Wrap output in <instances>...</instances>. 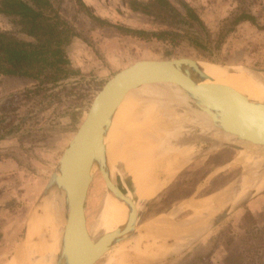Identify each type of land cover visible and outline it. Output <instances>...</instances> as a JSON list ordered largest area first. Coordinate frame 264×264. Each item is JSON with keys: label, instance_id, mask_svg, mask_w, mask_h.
I'll use <instances>...</instances> for the list:
<instances>
[{"label": "rangeland", "instance_id": "rangeland-1", "mask_svg": "<svg viewBox=\"0 0 264 264\" xmlns=\"http://www.w3.org/2000/svg\"><path fill=\"white\" fill-rule=\"evenodd\" d=\"M50 1L60 5L62 19L86 41L74 38L66 49L72 66L81 74L49 85L48 91L38 88L31 79L0 77V137L12 134L11 139L15 140L9 147L0 145V162L4 161L11 169L7 172L11 177L3 179L5 185L0 187V264H9L21 247L26 230L14 225L16 215L23 211L28 216L35 214L36 203L66 140L93 95L118 71L141 60L192 58L242 69L264 81V73L256 72L264 70V0H182L194 9L205 27L203 32L195 26L201 37L207 35L208 50L204 54L188 42L173 50L161 42L125 36L113 27L98 25L90 17L94 15L113 25L149 33L175 30V26L156 14L131 11L130 0H81L85 7L79 0ZM177 1L180 0H170L182 11ZM242 13L254 16L256 24L241 22L228 34L230 22ZM0 31L30 40L11 16L0 14ZM217 43L220 44L218 49ZM19 81L23 82L20 87ZM185 133L190 136L188 131ZM198 134L196 131L194 138L199 137ZM56 136L63 141L51 167L46 155L50 152L49 143ZM200 136L196 155L178 171L172 184L146 206L141 216L143 223H151L182 204H194L213 194L232 190L245 177L244 166L238 161L245 157L244 153L218 147ZM249 158L258 156L252 154ZM108 196L110 192L104 177L96 176L85 205L88 218L94 213L99 197ZM191 215V211H177L172 224L181 225ZM6 231L8 239L4 237ZM96 264H104V261L99 259ZM152 264H264V193L200 240L188 243L182 252Z\"/></svg>", "mask_w": 264, "mask_h": 264}, {"label": "bare ground", "instance_id": "bare-ground-1", "mask_svg": "<svg viewBox=\"0 0 264 264\" xmlns=\"http://www.w3.org/2000/svg\"><path fill=\"white\" fill-rule=\"evenodd\" d=\"M199 65L209 78L204 85L225 86L250 101L264 102V81L260 76L249 75L238 68L225 71L202 61ZM173 74L178 75L177 72ZM129 80L130 78L127 79ZM164 85L170 89L164 88L165 91H162L156 89L154 83H148L130 92L118 105L106 102L103 106L105 116L102 121L99 120L96 129L93 128L95 133L90 143L89 139L85 143L89 144L91 150L90 160L88 154L85 160L88 163L90 161L92 181L101 175L111 188L110 196L101 199L99 197L95 211L89 218L85 209L87 236L92 243H97L106 234H114L113 238H117L97 259L103 260L104 264H152L171 254L182 252L188 245V241L170 240L164 238L166 235H149L148 232L144 235V226H141L142 232L138 238L124 237L117 232L120 226L133 227L136 221L140 222L146 206L172 184L178 171L183 169L198 151L196 142L199 137L194 138V134L201 112L192 109L183 111L176 102L174 103L173 92L171 93L172 87L178 90L180 88L169 83ZM109 105L114 107L109 109ZM185 131H188L190 136ZM9 137L13 138L14 135ZM220 140L230 143L232 138L221 135ZM62 141L61 137L56 136L49 143L50 152L46 157L51 161V167ZM245 149L240 151L245 157L238 160L244 166L245 177L237 189L213 194L194 204H182L148 224L161 229L173 230L178 226L188 229V226L200 222V217L223 203L227 197L229 200L239 199L238 196H243L251 189L263 188L264 148L261 147L256 152L249 150L250 147L246 145ZM252 154L258 158L250 159ZM68 185L71 187L70 181ZM53 193L41 212L28 216L27 212L23 211L16 215L14 225H20L27 231V245L24 251L17 252V257L9 264H54L61 236L55 224L58 208L56 202L60 205V199L64 197L56 191ZM87 198L88 193L86 201ZM177 211H191V218L181 225H173ZM76 213L74 209L75 216ZM72 224L80 234L78 219L75 218ZM4 237L8 239L7 231ZM106 242L102 239L99 245L103 244V247Z\"/></svg>", "mask_w": 264, "mask_h": 264}, {"label": "water", "instance_id": "water-1", "mask_svg": "<svg viewBox=\"0 0 264 264\" xmlns=\"http://www.w3.org/2000/svg\"><path fill=\"white\" fill-rule=\"evenodd\" d=\"M199 62L201 60L192 58L137 61L107 79L90 99L75 129L66 140L34 208L35 214L41 212L55 191L64 197L60 199V205L56 202L58 208H56L57 223L55 224L61 236L59 239L60 248L54 264H95L101 253L117 239L113 238L114 234L104 235L102 239L107 242L102 247L103 244L99 245L102 239L94 244L90 241L86 231L85 202L92 183V168L90 161L88 163L85 160L87 154L90 160L91 154L89 144L85 143L88 139L90 143V139L95 133L93 128L96 129L99 120L102 121L105 116L103 106L106 102H111L110 105H118L130 92H134L148 83H154L156 89L165 91L170 87L167 88L164 83H169L180 88L179 90L173 89V87L171 89L174 103L176 102L183 111L192 109L201 112L196 128L199 137L202 135V139L213 142L218 147L235 151L246 150V145L250 147L249 150L256 152L261 147L264 148V102L250 101L225 86L204 85L209 78L205 75ZM209 64L225 71L230 69L213 63ZM174 72H177L178 75L173 74ZM256 72L264 73V70H256ZM128 78H130L129 81H127ZM178 96L179 98H177ZM102 107L103 110H101ZM113 107L110 106L109 109ZM202 122L204 124H200ZM221 135L230 136L232 141L229 143L220 140ZM82 147L83 149H81ZM69 181L71 187L68 185ZM105 182L109 191L110 185L106 179ZM241 183L242 181L238 182L233 189H237ZM259 189H251L243 196H238L239 199L229 200L227 197L223 203L216 205L202 218L200 217V222H194L193 227L188 226V229L179 226L173 230L172 228L161 229L140 220V222L136 221L133 227H118L117 232H120V235L124 237L138 238L141 236V226H144L142 229L144 235L148 232L149 235H166L164 238L170 240L196 242L251 200L264 193V187ZM74 209L77 212L76 216ZM75 218L80 224V234L72 224ZM26 233L27 231L24 233L19 251L26 249Z\"/></svg>", "mask_w": 264, "mask_h": 264}, {"label": "trees", "instance_id": "trees-1", "mask_svg": "<svg viewBox=\"0 0 264 264\" xmlns=\"http://www.w3.org/2000/svg\"><path fill=\"white\" fill-rule=\"evenodd\" d=\"M14 1V2H13ZM82 6L85 7L84 3ZM182 11L170 0H148L142 2L130 0L128 5L133 12L145 15L156 14L165 22L175 26V30L147 32L135 30L122 25H113L94 15L90 17L100 26L115 28L125 36H132L142 41H157L178 49L188 42L198 52L204 54L208 50L207 35L201 37L195 26L203 32L205 27L193 8L188 3L177 1ZM0 14L15 18L30 40H22L0 31V77H21L35 81L38 88H46L81 74L72 66L66 49L74 38L85 39L73 27L62 19L60 5L50 0H0ZM249 21L256 24V18L250 14L237 15L230 22L229 33L241 23ZM181 29L182 32L178 30ZM86 42V41H85ZM217 43L216 49L219 47ZM251 219V214H248ZM239 257V256H238Z\"/></svg>", "mask_w": 264, "mask_h": 264}, {"label": "crops", "instance_id": "crops-1", "mask_svg": "<svg viewBox=\"0 0 264 264\" xmlns=\"http://www.w3.org/2000/svg\"><path fill=\"white\" fill-rule=\"evenodd\" d=\"M23 80H25V79L23 78ZM17 84H19V87H20V86L23 85V82L19 81V83H17ZM0 139H1L0 140V145L4 144V146H8L9 147V146H11V145H13L15 143V140L14 139L12 140L11 137L5 136V137H2V138L0 137ZM7 166H8L7 163H5L4 161L0 162V187L1 186L4 187V185H5L4 180L5 179L9 180V177H11V175H9L7 173L11 169H8Z\"/></svg>", "mask_w": 264, "mask_h": 264}]
</instances>
